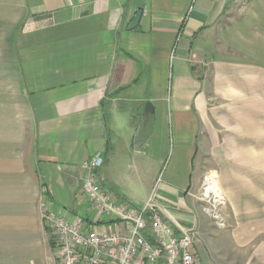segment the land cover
<instances>
[{
    "label": "crops",
    "instance_id": "obj_1",
    "mask_svg": "<svg viewBox=\"0 0 264 264\" xmlns=\"http://www.w3.org/2000/svg\"><path fill=\"white\" fill-rule=\"evenodd\" d=\"M136 11L132 0H0V264H58L39 205L85 217L83 164L96 153L120 201L157 188L184 228L202 210L189 195L201 156H264V0H145L128 31ZM259 225L230 235L236 264L244 249L264 264ZM200 232L198 264H215L219 240Z\"/></svg>",
    "mask_w": 264,
    "mask_h": 264
},
{
    "label": "built area",
    "instance_id": "obj_2",
    "mask_svg": "<svg viewBox=\"0 0 264 264\" xmlns=\"http://www.w3.org/2000/svg\"><path fill=\"white\" fill-rule=\"evenodd\" d=\"M104 163L99 152L83 164L87 175L80 192L87 205L85 217L59 215L45 200L39 205L44 224L53 233L58 264H198L197 221L190 228L169 221L157 188L144 203L120 201L97 174ZM189 195L216 228H225L226 198L217 173H206L199 191Z\"/></svg>",
    "mask_w": 264,
    "mask_h": 264
},
{
    "label": "rangeland",
    "instance_id": "obj_3",
    "mask_svg": "<svg viewBox=\"0 0 264 264\" xmlns=\"http://www.w3.org/2000/svg\"><path fill=\"white\" fill-rule=\"evenodd\" d=\"M176 151L177 135L171 128L167 137V156L160 166L162 176L171 160L173 161ZM227 157L230 158L228 160L230 163L226 156H201L198 161L204 174L210 169L217 171L218 182L220 181V188L226 198L222 209V216L226 222L224 229L216 228L211 220L202 213V210L197 218V226L199 228L202 226L206 234L217 237L219 240L220 252L214 253L212 258L216 261L215 264H236L238 259L235 257V250L238 248L233 236L230 235L236 228H258L261 220H264V156H251L248 159H241V156ZM198 206L201 208V204ZM222 236L223 239H221ZM247 238L251 239L249 236H246ZM259 241V239L254 241L247 248L252 252L253 248L259 247ZM244 251L248 257H244L240 263L249 264L248 249H244Z\"/></svg>",
    "mask_w": 264,
    "mask_h": 264
},
{
    "label": "water",
    "instance_id": "obj_4",
    "mask_svg": "<svg viewBox=\"0 0 264 264\" xmlns=\"http://www.w3.org/2000/svg\"><path fill=\"white\" fill-rule=\"evenodd\" d=\"M132 3L136 7L137 11H136V14H135L133 20L131 21V23L129 24V26L127 28L128 31L135 30L139 26V23H140L143 15H144L145 0H132ZM153 112H154V110H153L151 103L147 102L144 105L143 112L141 115L142 120L144 122H146V118H148L149 114L153 113Z\"/></svg>",
    "mask_w": 264,
    "mask_h": 264
}]
</instances>
